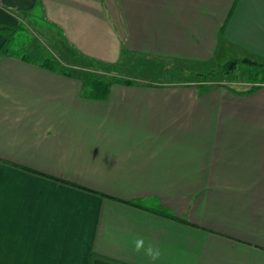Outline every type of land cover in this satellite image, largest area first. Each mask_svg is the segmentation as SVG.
Returning a JSON list of instances; mask_svg holds the SVG:
<instances>
[{"label":"crops","instance_id":"0c3cea01","mask_svg":"<svg viewBox=\"0 0 264 264\" xmlns=\"http://www.w3.org/2000/svg\"><path fill=\"white\" fill-rule=\"evenodd\" d=\"M34 13L106 63L264 59V0H0V264H264V83L91 98L11 49L7 26Z\"/></svg>","mask_w":264,"mask_h":264},{"label":"rangeland","instance_id":"374dc122","mask_svg":"<svg viewBox=\"0 0 264 264\" xmlns=\"http://www.w3.org/2000/svg\"><path fill=\"white\" fill-rule=\"evenodd\" d=\"M50 30L36 13L29 18L23 17L15 30L11 49L31 59L52 58L57 68L83 78L85 89H89L91 77L105 82L130 79L133 82L152 85L193 83L200 87L199 84L203 82L198 81L195 75L197 71H207L217 65H196L195 68L190 65L183 66L175 60L150 58L141 54H129L120 62H116V65L96 64L79 54L63 38L60 39L59 33L51 34ZM233 57L235 56L228 54L220 62ZM254 77L264 78V67L239 64L229 76L204 83L207 87L223 82L239 88H249Z\"/></svg>","mask_w":264,"mask_h":264},{"label":"trees","instance_id":"16d2710c","mask_svg":"<svg viewBox=\"0 0 264 264\" xmlns=\"http://www.w3.org/2000/svg\"><path fill=\"white\" fill-rule=\"evenodd\" d=\"M8 28L12 29L13 31L11 32L12 36L15 33V30L18 28V26H12V25H8ZM83 56V55H82ZM85 58L89 59L90 61H93L96 64H107V65H116V63H106V62H102L101 60H97L94 58H90L87 56H84ZM239 64H245V65H250V66H256V67H264V59L263 60H258V59H253L250 57H243V58H237V57H233L225 62H219L217 63V65H215L213 68L208 69L207 71H197V73L195 74L196 77L198 78V81H200L201 83L203 82L202 85H200V88H206L207 86H205L204 82H213L215 80L221 79L223 77H227L229 76L232 72H234L237 67L239 66ZM43 66L50 68V69H54L56 68V62L55 60H53L50 57H47L43 63ZM68 73H72L67 71ZM259 78L254 77L252 78V82L253 84L246 89L241 90V93H251L254 92L255 90L258 89V87L260 86L261 83H264V78ZM117 80V81H121ZM124 83L127 84H131L133 83L132 80L130 79H123L122 80ZM112 82H105L102 79H98V78H94L91 77V81L89 84V91L87 96L91 97V98H95V99H105L108 97L109 95V91H110V86H111ZM220 84L222 85H227L223 82H221ZM229 86V85H228ZM231 88V86H230ZM135 205H140L138 202H131ZM162 213H164L165 215L171 216V217H175L174 215H172L169 212H165L164 209L162 211ZM180 220H183L182 218H179Z\"/></svg>","mask_w":264,"mask_h":264},{"label":"clouds","instance_id":"9594fccd","mask_svg":"<svg viewBox=\"0 0 264 264\" xmlns=\"http://www.w3.org/2000/svg\"><path fill=\"white\" fill-rule=\"evenodd\" d=\"M132 244H133V251L135 253L138 254L143 253V255L146 256L152 262L158 261L162 256V252L160 248L152 243L146 244L143 237L134 238Z\"/></svg>","mask_w":264,"mask_h":264}]
</instances>
